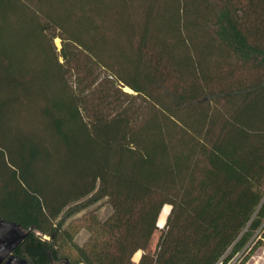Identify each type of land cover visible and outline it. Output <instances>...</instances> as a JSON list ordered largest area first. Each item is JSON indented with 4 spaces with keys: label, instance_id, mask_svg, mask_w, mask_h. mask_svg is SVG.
I'll return each instance as SVG.
<instances>
[{
    "label": "trees",
    "instance_id": "16d2710c",
    "mask_svg": "<svg viewBox=\"0 0 264 264\" xmlns=\"http://www.w3.org/2000/svg\"><path fill=\"white\" fill-rule=\"evenodd\" d=\"M103 200L77 244L67 221ZM0 220L35 264L261 244L264 0H0Z\"/></svg>",
    "mask_w": 264,
    "mask_h": 264
},
{
    "label": "rangeland",
    "instance_id": "374dc122",
    "mask_svg": "<svg viewBox=\"0 0 264 264\" xmlns=\"http://www.w3.org/2000/svg\"><path fill=\"white\" fill-rule=\"evenodd\" d=\"M56 46L58 50L61 48V40L58 38L55 40ZM128 92H132L130 89H125ZM95 213V215L100 220L107 219L112 213V207L107 202V200L100 201L89 208L83 210L82 212L77 213L73 217H71L66 225L73 224L78 230L77 234L75 235V242L79 245H84L90 237L89 231L85 228V224L83 219L86 217L87 213ZM259 234V231L255 234L256 237ZM260 233V237H261ZM258 236V239L260 238ZM160 234L157 233L153 238L152 249L154 250L159 242ZM244 253V254H243ZM139 257L137 258L136 255L133 258L135 263H138L143 255V252L140 251ZM247 257V258H246ZM2 264H7L6 262ZM58 264H65V263H58ZM229 264H264V239L262 240L261 244H257L256 242L252 243V240L248 243V245L243 249L241 253H239Z\"/></svg>",
    "mask_w": 264,
    "mask_h": 264
},
{
    "label": "water",
    "instance_id": "95a60500",
    "mask_svg": "<svg viewBox=\"0 0 264 264\" xmlns=\"http://www.w3.org/2000/svg\"><path fill=\"white\" fill-rule=\"evenodd\" d=\"M29 232L16 223L0 220V264H35L14 254Z\"/></svg>",
    "mask_w": 264,
    "mask_h": 264
},
{
    "label": "flooded vegetation",
    "instance_id": "af4514ba",
    "mask_svg": "<svg viewBox=\"0 0 264 264\" xmlns=\"http://www.w3.org/2000/svg\"><path fill=\"white\" fill-rule=\"evenodd\" d=\"M65 264H69L68 262H65Z\"/></svg>",
    "mask_w": 264,
    "mask_h": 264
}]
</instances>
